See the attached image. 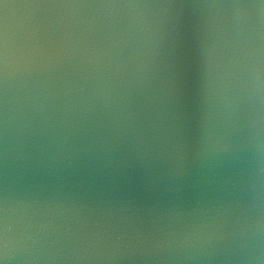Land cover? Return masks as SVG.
<instances>
[{"label": "water", "instance_id": "obj_1", "mask_svg": "<svg viewBox=\"0 0 264 264\" xmlns=\"http://www.w3.org/2000/svg\"><path fill=\"white\" fill-rule=\"evenodd\" d=\"M0 264H264V138L0 180Z\"/></svg>", "mask_w": 264, "mask_h": 264}]
</instances>
